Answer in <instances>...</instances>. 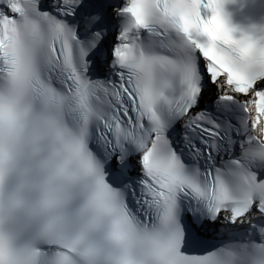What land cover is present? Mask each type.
Returning a JSON list of instances; mask_svg holds the SVG:
<instances>
[{
	"label": "snow or ice",
	"instance_id": "snow-or-ice-1",
	"mask_svg": "<svg viewBox=\"0 0 264 264\" xmlns=\"http://www.w3.org/2000/svg\"><path fill=\"white\" fill-rule=\"evenodd\" d=\"M226 2L0 0V264H264V28Z\"/></svg>",
	"mask_w": 264,
	"mask_h": 264
}]
</instances>
